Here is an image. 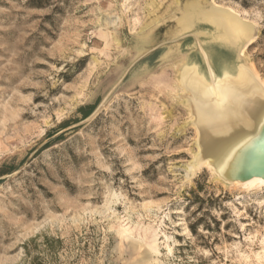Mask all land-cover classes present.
<instances>
[{
    "label": "rangeland",
    "instance_id": "1",
    "mask_svg": "<svg viewBox=\"0 0 264 264\" xmlns=\"http://www.w3.org/2000/svg\"><path fill=\"white\" fill-rule=\"evenodd\" d=\"M185 1L0 0V264H264V186L188 168ZM198 1L264 81V0Z\"/></svg>",
    "mask_w": 264,
    "mask_h": 264
},
{
    "label": "bare ground",
    "instance_id": "2",
    "mask_svg": "<svg viewBox=\"0 0 264 264\" xmlns=\"http://www.w3.org/2000/svg\"><path fill=\"white\" fill-rule=\"evenodd\" d=\"M239 15L214 2L183 3L176 32H194L227 47L235 65L230 68L224 58H213L212 48L206 46L201 56L193 53L181 60L176 85L196 131L197 152L188 165L190 172L204 166L224 185L252 189L264 186V81L244 54L254 41L255 23ZM202 24L210 29L198 28ZM215 169L224 177H247L225 181Z\"/></svg>",
    "mask_w": 264,
    "mask_h": 264
},
{
    "label": "crops",
    "instance_id": "3",
    "mask_svg": "<svg viewBox=\"0 0 264 264\" xmlns=\"http://www.w3.org/2000/svg\"><path fill=\"white\" fill-rule=\"evenodd\" d=\"M204 38V39H202ZM206 40V43H204L203 41ZM189 46V50L188 52L186 53V57L189 55V54H193V53H196L198 54L199 56H201V53L205 50L204 48L207 46V47H210L212 48V57L213 58H216V57H222L224 58V62H225V65L230 67V68H234V61H233V52H231L227 47H223L221 45H218V44H214L212 43V41L209 42V40L204 37V36H194V39L192 40L191 43L188 44ZM203 63V61H202ZM204 64V63H203Z\"/></svg>",
    "mask_w": 264,
    "mask_h": 264
},
{
    "label": "water",
    "instance_id": "4",
    "mask_svg": "<svg viewBox=\"0 0 264 264\" xmlns=\"http://www.w3.org/2000/svg\"><path fill=\"white\" fill-rule=\"evenodd\" d=\"M215 171L219 175V177H221L225 181H232V180H237V179L242 180V179L247 177V176H242V175H240V176H238V175L231 176V178L230 177H226V176L224 177V176H221L216 169H215Z\"/></svg>",
    "mask_w": 264,
    "mask_h": 264
},
{
    "label": "trees",
    "instance_id": "5",
    "mask_svg": "<svg viewBox=\"0 0 264 264\" xmlns=\"http://www.w3.org/2000/svg\"><path fill=\"white\" fill-rule=\"evenodd\" d=\"M90 114V112L84 113V117L88 116Z\"/></svg>",
    "mask_w": 264,
    "mask_h": 264
}]
</instances>
